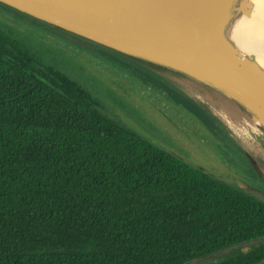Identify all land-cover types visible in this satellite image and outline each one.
Here are the masks:
<instances>
[{
	"label": "trees",
	"instance_id": "trees-1",
	"mask_svg": "<svg viewBox=\"0 0 264 264\" xmlns=\"http://www.w3.org/2000/svg\"><path fill=\"white\" fill-rule=\"evenodd\" d=\"M263 32L237 33L260 63ZM18 33L0 20V264H188L264 237L263 201L107 114ZM263 261L264 242L215 264Z\"/></svg>",
	"mask_w": 264,
	"mask_h": 264
},
{
	"label": "water",
	"instance_id": "water-1",
	"mask_svg": "<svg viewBox=\"0 0 264 264\" xmlns=\"http://www.w3.org/2000/svg\"><path fill=\"white\" fill-rule=\"evenodd\" d=\"M233 3L234 0H0V5L8 9L128 59L153 76L169 79L217 125H230L228 118L236 124L237 116L245 115L250 132L264 141V70L243 56L224 33ZM240 9L250 15V2L242 1ZM169 75L186 84L189 92ZM206 91L212 95L213 105L200 98L206 96ZM256 121L261 123L259 131L252 128ZM237 147L256 168L258 162ZM256 171L264 181L257 168ZM243 182L244 189L228 183L264 202L263 188ZM263 242L264 237L253 238L198 261Z\"/></svg>",
	"mask_w": 264,
	"mask_h": 264
},
{
	"label": "rangeland",
	"instance_id": "rangeland-1",
	"mask_svg": "<svg viewBox=\"0 0 264 264\" xmlns=\"http://www.w3.org/2000/svg\"><path fill=\"white\" fill-rule=\"evenodd\" d=\"M0 20L3 27L9 24L17 29L21 40L44 63L52 64L78 80L93 93L107 114L144 138L240 188L244 189L243 181H249L259 183L264 189L256 171L257 168L264 178V141L250 132L245 115L235 118L240 130L246 129L252 134L244 145L227 122V126L217 125L209 114L191 102L190 96L174 88L169 79L153 76L128 59L61 29L9 11L3 5H0ZM169 76L189 92L186 84ZM205 94L208 98L201 95L200 98L213 105L212 95L207 91ZM237 146L258 162L256 168ZM252 246L188 264H215L246 252Z\"/></svg>",
	"mask_w": 264,
	"mask_h": 264
},
{
	"label": "bare ground",
	"instance_id": "bare-ground-1",
	"mask_svg": "<svg viewBox=\"0 0 264 264\" xmlns=\"http://www.w3.org/2000/svg\"><path fill=\"white\" fill-rule=\"evenodd\" d=\"M242 1H244V0H234V3L231 7V10L229 11L230 15H229V19L225 25L224 33L227 36V38H229L239 48V50L243 56L251 58L254 62H256L258 64V66L261 69L264 70V63L259 62V60L256 58V56L252 52V49H250L246 45V43L243 40H241L237 35V33L240 29H242L246 25H248V24H250L256 20L262 19L264 17V0H247L248 2H250V5H251V14L250 15H246L241 11L240 3ZM263 41H264V39L262 41H260V43H259V47L263 53L257 48L256 41H255V46H256L257 50L259 51V53L264 57V48L261 45V43ZM227 121L230 124V127L234 130L236 137L239 138L241 144L245 145L246 142H248V140L251 138L249 131L246 129L240 130L238 128V126L235 124V121H231L229 118ZM250 126H252V125H250ZM252 128L254 130H258V131L261 130L262 129L261 123H259L258 121L254 122V126H252Z\"/></svg>",
	"mask_w": 264,
	"mask_h": 264
}]
</instances>
